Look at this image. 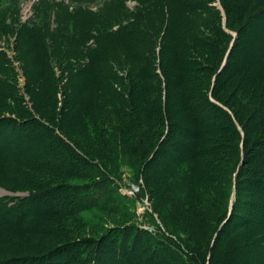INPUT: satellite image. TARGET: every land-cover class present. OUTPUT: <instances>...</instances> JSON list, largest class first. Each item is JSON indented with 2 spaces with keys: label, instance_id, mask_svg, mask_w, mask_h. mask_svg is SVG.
<instances>
[{
  "label": "trees",
  "instance_id": "1",
  "mask_svg": "<svg viewBox=\"0 0 264 264\" xmlns=\"http://www.w3.org/2000/svg\"><path fill=\"white\" fill-rule=\"evenodd\" d=\"M139 2L131 11L124 7L118 11L125 14V19L119 18L122 22L115 29L86 31L84 24L68 29L60 23L52 34L46 35V27L34 23L13 28L19 37L18 45L23 47L24 56L34 70V78L25 72V90L21 94L25 106L21 107V113L37 114L42 120L56 122L58 133L37 118L28 119L21 130H37L51 136L56 142L55 159H61L52 160L43 168L52 176L43 192L11 208L0 205V264H31L44 257L62 258L63 253L60 264H206V256L199 254V247L186 234L187 231L193 237H205L197 221L208 225V219L195 210L198 204L221 211L216 222L222 220L212 232L208 264L252 261L249 254L255 252L254 246L264 238V90L257 96L245 95L241 90L245 70L232 74L229 69L235 64L233 52L243 36L251 33L250 26L264 15V0H220L225 22L221 12L210 4L213 0ZM146 16L154 23L146 24ZM90 40L94 46L86 45ZM227 51L226 63L217 72ZM261 58L263 66L258 69L250 66L252 74L258 72L250 77V82L257 85L262 82L264 88V55ZM21 62L22 69H26L23 57ZM57 64L62 68L60 71H67L63 76L64 89L60 83L63 77L56 76L54 71ZM188 72L195 86L189 85L186 90H190L181 94L179 100L190 102L187 107L192 109L191 115H186L196 127L192 135L179 129L173 135L170 88L175 82L183 83ZM30 82H34L31 87ZM58 94L63 95L61 106L57 105ZM144 95L150 97L149 103L143 105L150 107V113H140L134 106ZM13 110L12 107V114ZM215 110L225 117L232 131L221 140L214 139L211 133L213 127L224 128L214 119L218 116ZM154 113L157 119L153 118ZM206 129L210 133L199 140ZM219 151L229 154L218 159V164H224L215 165L214 174L203 173L208 156L215 159ZM23 159L0 156V186L11 190L19 185L26 188L19 176L26 165L36 164ZM243 159L246 167L239 168ZM234 162L237 166H233ZM124 163L142 180V192L152 200L153 210L169 236L164 235L165 241L154 240L153 234L124 226L112 229L93 243L86 242L87 239L70 242L75 235L68 219L89 227L85 212L111 209L115 205L106 189L96 193L75 188L72 194L81 195L71 199L67 197V186L53 187L54 178L88 179L95 171L111 176L114 173L109 166L115 165L119 170ZM221 193H225L228 201L222 202ZM46 198L50 199V206ZM29 205L36 208L45 205L53 213L46 214L44 223L37 224L34 230L22 232L19 222L32 217L23 212ZM14 211H18L15 218ZM65 221L64 233L57 224ZM51 229L53 233L57 230L67 242L61 253L60 249L54 250L53 244L42 252L39 242L34 244L38 234L53 237L46 231ZM49 252H53L50 257ZM254 255L256 263L257 253ZM45 258L42 262L47 264Z\"/></svg>",
  "mask_w": 264,
  "mask_h": 264
},
{
  "label": "rangeland",
  "instance_id": "2",
  "mask_svg": "<svg viewBox=\"0 0 264 264\" xmlns=\"http://www.w3.org/2000/svg\"><path fill=\"white\" fill-rule=\"evenodd\" d=\"M139 1L140 0H0V156H4L8 159L16 156H21L24 157L23 160H27L28 162L30 161L31 163H34L36 164V166L38 165L40 167L39 169L36 166L30 164L29 166L26 165L23 168V175L19 176V180L27 185L25 189H22L23 187L21 185H19L16 189L14 188L13 190L0 186L1 206L6 205L8 208L14 207L24 202L26 199L35 197L39 193L43 192V187L45 186V184L48 181L52 180L51 174L43 170V168L49 166L50 164L48 163H51L52 160H54L55 162L56 160L61 159L60 157L58 159H55L56 142L51 136L41 134L37 130H21L22 126L28 119L37 118L52 130L54 129L56 134L58 133L57 128L55 127L56 122L46 119L48 121L47 123L45 119H40L37 114L21 113V107L25 106V102L23 103V100H21V94L25 90V72L27 71L28 75L31 78H34V70L24 56L25 51L23 50V47H20L18 45L19 37L14 34L13 28L20 27L22 24L34 23L38 27H46V35L52 34L53 30H56L60 23L62 24V26L67 27L68 29H71L75 24H84V29L86 31L89 29H115L118 27V23L122 22L118 19H125V14H120L118 13V11L122 10L123 7L131 11V9H134V7L137 6V2L138 5H140ZM219 2L220 0H213V2H211L210 4L219 12H221L222 20L223 22H225V14ZM105 8L108 9L103 13V10ZM80 20L86 21L82 22ZM144 21L148 25L154 23V21L149 16L144 17ZM123 24H125V22ZM250 28L249 29L251 30V33H247L243 36L239 47H237L233 52L235 64H233V66L230 67L229 70H231L232 74H234L235 72L240 73V71L245 70L244 72H246V78L242 79L243 85L241 86V90L245 95L252 93V95L257 96L264 90V88H262V82H259V85L255 84L254 82H250V77H255L256 73H258L255 71L252 74L253 71H250V66L256 67L257 69L261 65L263 66V59L261 57L262 55H264V15L259 20L255 21L253 27L250 26ZM231 33L233 37L236 36L235 32ZM141 36L142 34L139 38H141ZM160 37H163L165 39L167 38V36L162 34H160ZM233 42L234 40H232L231 45L233 44ZM86 45L94 46V42L90 40L86 42ZM48 46L50 47V45ZM227 56L228 51L223 57L220 66L217 67V72H219L226 63ZM22 57L27 64V67L24 70L22 69ZM81 58L82 60L84 59V54L81 55ZM60 69L62 68L58 64L57 67H54L56 76L60 75L62 77H65L67 71L64 70V72H62L60 71ZM235 69L238 70L236 71ZM189 72L191 71L189 70ZM189 72L184 76L183 83L179 82L177 84V82H175L170 88L172 92L170 99V109L172 113L171 120L174 124L173 127L175 128L173 131V135L177 133L178 129L179 132L190 131L192 135V132L196 127L194 122L189 118V116L186 115V113L191 115L192 109L190 110V106L187 107L190 102L187 100H179V96H181V94L186 93L190 90H186L188 89V86L194 85L193 81L195 80L192 79V75ZM247 76H249V78H247ZM64 77L60 81L63 89L65 82ZM213 79L214 77L212 78V81ZM246 81H249V87L248 85H246ZM233 82L235 83L237 81L233 80ZM33 84L34 82H30L29 86L31 87ZM191 90L195 92L197 88H191ZM252 90H254V92H252ZM196 92L199 91L197 90ZM57 98V105L61 106L63 95L58 94ZM76 99L77 98H75V100ZM139 100H137V103H134V106L137 105L139 112L150 113V107L148 108V105L143 106L144 104L149 103L150 97L144 95ZM194 103H196V100L192 101L191 105H194ZM152 106L153 105H151V107ZM12 107L15 109L13 110V114L10 112V109ZM70 109H72V105ZM215 111L218 116L214 119L218 123H221L224 128L218 127L217 129V127H213L211 133L214 139L221 140L224 136L231 135L232 131L230 129V126L227 124L228 122L226 121L225 117L217 110ZM32 112L34 113V111ZM153 118L157 119L155 113L153 115ZM179 118L182 119L179 120ZM203 127L207 126L203 124ZM221 132L226 133L221 134ZM207 133H210L208 129L203 130L200 133L199 140H203L204 138L206 139L205 136ZM191 135L187 138L186 143H189ZM192 142L193 144H196V139H193ZM191 148L193 149L194 145ZM188 149H190V147ZM188 149L186 151H189ZM247 153L250 154L249 151ZM63 154L64 153H62V155ZM62 155L61 157L63 158ZM226 155L229 154L224 155L223 152L219 151L215 155V159L211 156H208V161L206 162L207 164H203V173L209 172L214 174V166L224 164L223 162L222 164H218V159H221L222 156L226 157ZM233 166H237L235 162ZM244 166L246 167V163L243 159V161H241L239 164V168ZM109 168L114 173L111 176L103 175L98 171H95L94 174L88 179L83 178L81 180H72L60 179L57 177L54 178L53 183L55 184H53V187L58 188L64 185L67 186V197L71 199H73V197L75 199L80 197L81 194H78L79 196L74 195L75 193L72 194L76 189L79 191H85L84 189H88L90 191H95L96 193L97 191L98 193H100L101 191L106 189L110 192V194L108 193V195H110L113 199L112 204L115 205L111 209L104 208L103 210L97 208L92 209L89 212H85L84 218L85 221L89 224V227L83 226L81 223L77 224L78 222L73 218L68 219L67 221L70 220L72 223L71 227L75 235L74 238L71 237L69 241L72 242L87 239L86 242L93 243L98 237L107 235L112 229L124 226H129L140 231L143 230L149 234H153L155 236L153 237L154 240L165 241L166 238L164 235L169 236V234L165 232L157 213L154 212L152 200L149 199V196L146 192H142V180L137 179V177L134 176L131 167L127 163L120 164L119 170L115 165L109 166ZM32 183L39 186H31ZM131 185H135L138 187L135 195H128L126 193V190H128ZM211 190L212 188L209 187V191L214 193ZM220 197L222 202H225V200H227L225 197V193H221ZM46 200L48 201V206H50V199L46 198ZM61 201H64V199H62ZM231 205L232 199H229V210H231ZM39 206V208H36L32 205H29L28 207L25 206L26 208L23 209L25 215H31L32 217L23 219L19 222V228H21L20 230L22 232H29V229L34 230L38 227L37 224H39L40 222L44 223L43 217L46 216V214L53 213L51 208L48 209L49 207L45 205ZM195 210L202 212L204 214V217L208 219V225L199 224V222L197 221V226L200 227L199 230L202 229L200 233L204 234L205 237H193L190 233H187V231L186 234L189 235L188 239L193 243V245L197 248L199 247V254H201L202 256H206L205 260L206 264H208L209 257H207V253L209 251L210 245L212 244V232L215 231V224L221 222L222 220L221 219L216 222V218L221 213V211L219 208H215L205 204H198V206L195 207ZM120 211L122 213L119 214ZM17 212H12L14 218L17 215ZM232 212H234V210H232ZM189 213L191 215H196L194 214V211H188V214ZM230 215V212L227 213L225 222L228 223ZM34 219L35 222H32L34 221ZM67 221L62 224L60 223L59 225L57 224V226H60V231L64 233L66 231L63 229V225H65ZM149 228H152V230H149ZM46 231L52 233L53 237L51 236L48 239L45 238V235L38 234L39 237L36 236L34 238V244L36 245V243L39 242L41 252L46 248L47 245L50 244H53L55 246L54 250L60 249L58 250V252H63L64 245L67 242H65V240H63L62 237L58 235L60 233L57 230H55L56 233H53L52 229ZM182 235L185 237L183 233ZM183 236L181 237L184 239ZM262 240H264V238H262ZM262 240L259 244L254 246L255 252L257 253L256 263L253 262L255 252H251L249 254V258L252 261H249L248 264H264V241ZM52 253L49 252L47 256L50 257ZM64 254L65 253L62 254V258H59V256H56V258H44L47 259V264H60V262L64 258ZM172 257H174V254ZM44 258H42V261ZM42 261L38 260L36 263L31 264H44L45 262Z\"/></svg>",
  "mask_w": 264,
  "mask_h": 264
},
{
  "label": "built area",
  "instance_id": "3",
  "mask_svg": "<svg viewBox=\"0 0 264 264\" xmlns=\"http://www.w3.org/2000/svg\"><path fill=\"white\" fill-rule=\"evenodd\" d=\"M137 190H138V187L137 186L131 185V187L128 190H126V193L128 195H135V193H136ZM149 230H152V228H149Z\"/></svg>",
  "mask_w": 264,
  "mask_h": 264
}]
</instances>
